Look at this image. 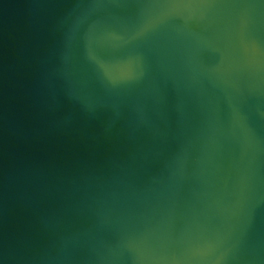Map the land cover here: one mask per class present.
<instances>
[{
  "label": "water",
  "instance_id": "obj_1",
  "mask_svg": "<svg viewBox=\"0 0 264 264\" xmlns=\"http://www.w3.org/2000/svg\"><path fill=\"white\" fill-rule=\"evenodd\" d=\"M0 264H264V0H0Z\"/></svg>",
  "mask_w": 264,
  "mask_h": 264
}]
</instances>
